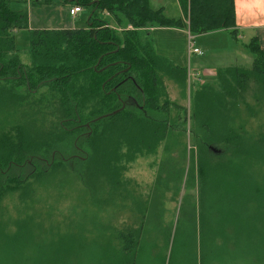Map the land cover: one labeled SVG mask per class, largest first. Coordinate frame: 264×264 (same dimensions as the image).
Instances as JSON below:
<instances>
[{
    "label": "trees",
    "instance_id": "16d2710c",
    "mask_svg": "<svg viewBox=\"0 0 264 264\" xmlns=\"http://www.w3.org/2000/svg\"><path fill=\"white\" fill-rule=\"evenodd\" d=\"M16 1L0 0V122L6 127L8 118L25 106L35 117L28 123L37 132L26 123L15 122L0 133V202L6 194L17 191L14 186L58 175L69 182L79 181L95 208L105 206L114 196L134 195L130 196L138 213L129 224L113 226L110 235L115 246H104L113 252L103 258L102 264H140L143 256L152 257L151 250L158 244L166 250L161 264H171L172 253H167L172 236L177 237L179 228L181 231L185 214L196 216V220L197 215L194 207L191 211L182 207L184 215H180L174 230V221L162 220L161 204L171 191L178 196L182 184L185 190H194L196 178L199 210L205 215V208L211 220L204 223L205 230L222 234L216 229L219 224L230 215L242 221L240 216L253 205L260 210L258 222L264 219V182L254 175L264 171L258 168H264V131L255 135L246 131L245 122L239 124L244 95L253 93L264 101V50L257 40L247 45L255 57L250 67L220 68L217 88L200 84L193 92L190 119L196 124L187 129V109L176 105L168 94L170 84L186 93V69L156 52L150 32L118 33L105 14L109 13L117 25L127 23L135 29L153 25L183 29L185 20L167 18L162 9H152L150 0H62L68 6L78 5L89 11L87 28L32 31L30 51L23 55L17 48L16 34L29 28L30 13L28 8L14 10ZM178 1L189 14L192 34L230 29L235 24L233 0ZM52 3L32 0L30 4ZM5 111L9 116L3 118ZM248 112L254 113L251 109ZM22 113L27 116L29 112ZM38 116L47 117L50 128H36ZM187 132L197 151L196 156L192 150L189 172L185 170L186 160L174 163L172 155L174 144L180 143ZM161 147L166 160L160 164L150 190L154 206L145 208L134 194L138 185L126 179L127 165L137 156L156 155ZM38 165L45 172H37ZM27 167L33 168L32 172H23ZM62 169L69 172H50ZM149 212L156 217L153 228L145 225ZM121 214L120 210L118 217L124 216ZM82 220L67 232L71 234L70 246L60 242L64 255L59 263L65 264L69 252L77 263L97 264L87 256L99 246V232H95L99 226L93 218L86 229L88 218ZM196 237L194 234L185 240L181 264H190L188 247L194 245L197 253ZM248 237L249 249L261 263L264 228L253 229ZM199 244L208 248L202 233Z\"/></svg>",
    "mask_w": 264,
    "mask_h": 264
},
{
    "label": "rangeland",
    "instance_id": "374dc122",
    "mask_svg": "<svg viewBox=\"0 0 264 264\" xmlns=\"http://www.w3.org/2000/svg\"><path fill=\"white\" fill-rule=\"evenodd\" d=\"M32 0H19L12 4L14 10H23L28 8L30 13L29 28L21 30L16 34V45L21 53L27 54L31 48V32L35 30H77L86 29L88 26V19L90 13L84 10L77 18L70 16L71 7L66 6L62 0H53L52 4L35 6L31 5ZM150 5L154 10H163L167 18L178 20L181 17V10L178 6L177 0H150ZM106 18V17H104ZM112 23V29L118 33L141 31L142 33L149 32V29H155L158 25H153L148 29H134L128 30L129 25L125 23L120 25L109 18ZM113 21V22H112ZM224 35H217L215 37H195L193 41L196 46L199 45L207 54L196 57L190 56L189 62L185 66H181L176 60L166 58L176 66L179 65L186 69L187 76V90L184 94L173 84L168 85V94L171 101L176 105L187 109L189 118L188 128L196 124L195 119H190L194 112L193 92L200 86L210 87L215 86L216 74L219 68L227 67L230 60L224 56L228 54L217 53L216 51L222 49L224 45ZM210 39V40H209ZM216 54H214L215 52ZM189 52V47H188ZM211 54V55H210ZM252 54V53H251ZM161 56V55H160ZM253 58L254 55H251ZM163 57V56H161ZM26 60V56L22 57ZM246 61V62H245ZM252 59L245 57L240 66L250 67ZM237 65V64H234ZM201 66L210 68L215 71H208L202 73L201 83L195 79L196 70ZM217 88V87H216ZM240 117L239 124L245 122L246 131L259 134L264 131V101L259 100L253 96V93L244 95V100L240 102ZM251 109L254 113H249ZM31 109L23 106L16 116H10L6 127L1 125L0 133L4 128L9 130L15 122L20 124L28 122L33 123L31 120L35 119L32 115ZM8 111V110H7ZM5 111L3 118L9 116ZM28 111L25 116L22 112ZM12 113V111H11ZM13 115V114H12ZM36 128L43 131L44 128H50L48 118L37 117ZM32 132H37L35 128L30 126ZM16 139V131L14 133ZM187 132L184 139L180 143L173 146V157L175 162L179 164L182 160L186 172H189L191 166V153L192 150L197 156V151ZM177 141V140H176ZM185 152V153H184ZM185 154V156H184ZM217 156L221 153L215 152ZM166 160L163 155L162 147L151 156H137L135 160L127 165L126 179L135 182L138 185L137 191L134 193L137 200L145 208L154 206V196L150 192L151 188L156 182L159 172L160 164ZM48 165V163H45ZM44 165L43 167H45ZM258 165V164H257ZM256 165V166H257ZM37 172H45L38 165ZM258 168L263 171L264 168L258 165ZM192 169V167H191ZM33 168L25 169L23 172H32ZM168 170V168H167ZM47 172V171H46ZM50 172H69L66 169L51 170ZM71 172V171H70ZM198 172V171H196ZM256 177L264 182V171L254 172ZM164 176L167 174L164 173ZM62 176V175H61ZM60 175L53 178H46L43 180L31 179L27 183L14 186V193L6 194L0 202V264H62L64 253L60 251V242L63 240L68 247L71 244V234L67 232L74 230L78 222L83 218L82 223L85 222L84 217L88 218L86 222V229L92 224L91 220L96 219L99 228L95 231L98 234L99 246L93 250L88 256L89 261L93 263L102 264L101 261L106 255L112 254V250L106 249L105 245L115 246L114 239L111 237L113 226H122L123 223L129 224L131 218L137 215L135 205L132 202V194L126 193L124 195L114 196L112 199L105 203V206L95 208L87 197L86 191L81 186L79 181L72 179H62ZM67 180V181H66ZM140 186V189H139ZM195 189L192 191L185 190L182 184V190L178 196H174L171 191L168 198L162 201L161 209L164 212L163 221L165 223H172L174 221V230L176 229L177 220L184 215L181 211L182 207L187 211H191L194 207L196 210L197 220L195 217L187 216L186 214L181 221V231L177 233V237L172 236V241L168 248V255L172 253L171 264H181L183 254L185 253V240L196 234L197 253L193 245L188 247L187 257L190 264H264V261L259 262L257 255L254 251L250 250L248 234L256 228H264V219L259 220L260 210L256 206H250L248 213L242 214L240 217L242 221H237L235 216L230 215L229 219L224 220L219 224L217 230L222 231V234L216 235L210 233L204 228V223H209V212L203 208L205 215H201L199 210V187L198 179L196 178ZM134 196V195H132ZM163 196V194H162ZM185 199V201H184ZM184 204V206H183ZM158 207V206H157ZM122 212L121 217H118L119 212ZM97 214V216H95ZM181 215V216H180ZM157 217H160L157 215ZM128 218V219H127ZM149 212L145 221V225H151L152 228L157 225ZM220 216L216 217L218 221ZM119 221H121L119 223ZM89 222V223H88ZM132 222V221H131ZM119 223V225H118ZM88 224V225H87ZM197 224V226H196ZM151 228V229H152ZM109 231L110 233L106 232ZM195 231V233L193 232ZM174 232V231H173ZM206 236L208 240V248H201L200 234ZM151 250L152 257L143 256L140 264H161V259L164 256V245L155 246ZM261 250V248H259ZM197 262V263H196ZM85 264L83 262L77 263L74 255L68 252L65 264Z\"/></svg>",
    "mask_w": 264,
    "mask_h": 264
},
{
    "label": "crops",
    "instance_id": "0c3cea01",
    "mask_svg": "<svg viewBox=\"0 0 264 264\" xmlns=\"http://www.w3.org/2000/svg\"><path fill=\"white\" fill-rule=\"evenodd\" d=\"M178 6L182 14L178 20H185V28L157 26L155 29H151V31L149 29L156 52L159 55L176 60L179 64H181V66H185L189 62L190 56H192V54L188 52V47L191 43L194 44L193 36L196 38H211L217 35H224L222 36L224 39V45L222 49L216 52L228 54V56H224L230 60L227 67H242L240 65L245 57H250L252 59L251 62L253 63L254 58L251 56V52L247 49V45L252 40H257L260 47L264 50V0H233L235 13L234 26L230 29H220L206 34H192L189 28V14L184 12L179 1ZM233 32H235V34H233ZM195 47L200 48L204 55L207 54L201 46L196 44ZM216 52L214 54H216ZM196 57L199 56L196 55ZM215 70L216 69L211 70L210 68L201 66V68H198L196 72L202 74ZM200 77L202 78V76Z\"/></svg>",
    "mask_w": 264,
    "mask_h": 264
},
{
    "label": "built area",
    "instance_id": "2783aa9c",
    "mask_svg": "<svg viewBox=\"0 0 264 264\" xmlns=\"http://www.w3.org/2000/svg\"><path fill=\"white\" fill-rule=\"evenodd\" d=\"M71 8L72 9L70 11V16L72 18H74V19L77 18V16L79 14L83 13V11H84L83 8L80 7V6H78V5H74ZM105 16L108 17V18H110V14L109 13H106ZM106 27H110V25H106ZM127 29L128 30H134L135 28L133 26L129 25V27H127ZM189 52L192 55H198V56H203L204 55L203 51L200 48L195 47V45L192 44V43L189 45ZM200 76H201V74L198 73V72H196L195 79L196 80H199L200 79L199 78Z\"/></svg>",
    "mask_w": 264,
    "mask_h": 264
}]
</instances>
